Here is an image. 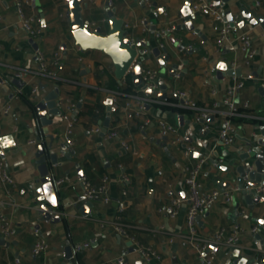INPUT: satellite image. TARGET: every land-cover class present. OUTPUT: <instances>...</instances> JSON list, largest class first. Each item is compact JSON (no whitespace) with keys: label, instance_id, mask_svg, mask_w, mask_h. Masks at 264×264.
<instances>
[{"label":"crops","instance_id":"crops-1","mask_svg":"<svg viewBox=\"0 0 264 264\" xmlns=\"http://www.w3.org/2000/svg\"><path fill=\"white\" fill-rule=\"evenodd\" d=\"M85 1L87 7L81 10L83 21L90 29L99 26L101 33H106L107 26L102 27L107 23L106 0ZM186 1L113 0L114 16L123 22V26L130 27L126 28L129 35L149 42L151 46L163 42L176 56L178 68L175 75L171 76L167 72L169 64L162 69L146 54L141 63V74L146 69L157 70L158 85L165 86V98H157L161 92L158 86V90L151 95L156 102L150 104L148 110L145 109L144 117L149 120L146 130L139 128L141 119L127 120L123 110L117 108L110 112L107 131L101 136L100 132L95 134L92 129L101 127L99 123L105 117L104 102L108 93L114 91V85L118 84L109 58L98 51L81 52L74 45L65 15L67 4L64 0H35L34 9L24 8L26 16L39 19L34 24L39 30L35 37L21 29L12 1L0 0V136H11V140L4 143L5 148L0 149V154L14 181L13 187L9 189L0 183V208L14 230L12 237L4 239L9 245H0V264H13L14 259H19L23 264H67L63 258L67 241L72 246L89 243L88 248L76 253L77 258L71 261L72 264H108L120 256L124 259L122 264H148L135 250L128 252L130 248L134 249V243L128 247L126 244L130 241L113 231L118 216L130 237L160 254L159 264H199L187 242V189L183 184V168L187 160L181 150L183 145L193 149L191 161L210 157L224 166L236 151L244 148V139L259 137L258 130L264 122L237 117L234 120V145L225 148L217 141L220 124L218 117H212V122L207 123L209 130L195 122L194 118L202 110L210 109L215 101L221 100L226 89L237 79L242 80L244 85L235 95L234 102L237 105L247 102L251 115L263 117L264 96L259 94L258 88L264 79V29L259 23L251 25L246 20L241 27L238 24L242 21L240 7L246 8L252 17L264 19V0H227L220 7L223 13L229 11L232 18L238 17L233 35L237 32L250 35L256 51L250 67L241 65L242 56L235 45H226L218 52L215 51L217 24L205 13L195 14L192 21L199 35L186 30L169 34V37L175 38L182 45L181 52H175L165 38L156 39L158 31L183 23L181 10ZM207 1L212 3L213 0ZM102 19L106 20L105 23H100ZM143 19L147 25L145 30L138 25ZM93 23L94 27L91 26ZM132 25L137 26L131 28ZM154 27L155 32L152 34L151 29ZM55 52L58 53L56 64L48 67L54 77L52 80L27 74L21 80L24 86L19 90L7 83L10 79H16L14 74L18 69L37 72V53L44 55L51 64ZM220 62L229 68L235 62L233 69L239 70L240 76L218 81L214 76V67ZM258 71L257 81L254 82L251 75ZM130 82L132 92L139 90L140 86L135 87L131 78ZM32 84L39 87L36 96L30 94ZM54 88L59 91L58 100L69 99L74 103L76 124L73 145L69 147L73 154L69 160L58 154L61 165L54 169L55 179H64L59 188L57 203L65 215L61 216L58 223L50 224L37 222L31 206L32 189L38 187L36 181L39 177L34 156L36 147L49 142L45 135L34 132V105ZM179 92L184 94V107L176 105ZM120 100L121 103L125 98ZM96 103L104 107L102 118L93 123L87 115L78 116ZM7 106L9 112L1 113ZM177 115L186 116L189 123L183 122L179 126ZM158 119L177 126L182 145L167 147L168 142L165 145L161 141L162 137L154 126ZM111 130L116 136L107 139L106 134ZM48 131L55 137L53 149L57 151V145L63 143L64 124L59 118H54V124L48 127ZM30 140H35V144H28ZM123 145L127 147L126 150ZM76 165L81 170L82 178L92 186H98L103 177L108 179L109 202L93 201L84 216L78 210L82 203H75L82 193V178L77 176ZM219 180L225 181L223 175L210 165L205 166L198 176L201 193L207 194L213 190L234 192L233 186L226 189L218 186L216 181ZM234 194L230 205L218 198L213 206L196 218V237L199 241H207L219 228L237 224L241 229L239 243L232 247L216 246L212 249L215 261L231 264L233 260L242 258L255 259L257 264H264V230L257 224L258 219H264V205L257 204L251 211ZM174 197L185 202L177 217L170 219L166 214L159 213L158 209L168 205ZM37 225L39 229L36 230L42 234L49 248L45 253L34 256L29 231ZM254 226L258 227L256 234L263 240L262 246L255 241L256 234L250 232Z\"/></svg>","mask_w":264,"mask_h":264},{"label":"built area","instance_id":"built-area-1","mask_svg":"<svg viewBox=\"0 0 264 264\" xmlns=\"http://www.w3.org/2000/svg\"><path fill=\"white\" fill-rule=\"evenodd\" d=\"M14 9L16 12L18 23L23 31H25L29 36L35 37L39 30L34 27V24L39 22V19L32 16H26L24 13V8L28 7L34 9L35 0H11ZM106 10H109L113 7V0H106ZM258 5V2H255ZM189 9L191 14L195 15L197 13H205L208 15L216 24V37L214 41L215 51L218 52L221 48L226 45H235L237 50L241 53L242 60L241 65L244 67H250L253 63L256 51L253 47L252 40L250 35L247 32H237L233 35L232 31L235 29V23L238 20V17L233 18L234 27H231L228 22L224 21L223 11L220 7L214 6L211 2L207 0H189ZM105 19H102L100 23H105ZM138 25L141 26L143 30L146 29L145 19L141 20ZM92 27L95 26L93 23ZM137 25H132L131 28H135ZM95 28V27H94ZM130 28L128 25H124L123 29ZM174 26H169L165 30H160L155 34L156 39L161 40L165 38V32L172 33L174 32ZM161 46V45H160ZM37 58L39 60L38 71L35 73H30L29 71L18 69L16 70L14 77L16 79L22 80L27 74H35L42 78L52 80L54 77L49 71V65H55L58 59V53L55 52L52 54L51 64L47 62L44 55L37 53ZM236 65L235 62L231 64V69ZM234 70V69H233ZM158 76L159 72L154 69H146L140 74V79L142 81L141 86H145L155 92L158 90ZM124 79L121 80V84ZM264 87V79L260 81ZM244 83L242 80H234V83L228 87L225 91L223 98L219 101H215L210 109L202 110L199 112L194 120L195 122L205 121L209 117H218L220 119V124L217 131V141L225 148H230L234 145L235 141V125L234 120L237 117H243L250 119L256 122H264L263 117L259 118L253 116L249 112V106L247 102H243L240 105H237L234 102L235 95L242 89ZM133 91L129 94H121L119 92L113 91L108 93V97L111 98V107L113 109L121 108L123 110V115L127 120L141 119L139 128L141 130H146L149 125V120L144 117L145 106L155 103V99L152 96L147 97L143 94L141 90ZM39 91L37 84H32L30 86V94L36 96ZM177 102L182 100L183 104L179 107H184L186 105V100L184 94L179 92L177 93ZM125 98L123 102L120 103V99ZM175 105V104H174ZM57 107L60 109L59 119L64 124L63 132V143L67 147H72L73 145V133L76 124L75 115V105L69 99L58 100ZM9 112V107H4L1 111L3 114ZM205 130H209L210 127L207 123H202ZM155 129L160 137H165L170 146L182 145L183 141L179 133V129L173 123H170L164 119H158L154 123ZM93 133L101 132V127H94L92 129ZM116 136V133L111 130L106 134L107 139H111ZM28 144H35V140L28 141ZM123 149H127L123 145ZM193 149L188 146H184L181 150L182 156L187 160L183 171V184L187 189V209L185 213L186 219V228L188 232V244L191 250L195 253L199 264H219L215 261L214 252L209 248L210 245H224L228 247L235 246L239 243L241 229L239 225L232 224L229 227H221L217 230L215 235L207 241H199L196 237V228L195 221L196 218L203 213H205L211 206L215 204L218 198L222 199L224 204H231V197L235 193L229 191H220L213 190L207 194L201 193V185L198 181V176L200 171L207 165L215 168L217 165H220L216 159H210V157H203L196 161L190 160V155ZM64 179L55 180V186L57 189L63 184ZM0 183L5 189L13 187L14 181L6 170L3 158L0 154ZM81 196L75 203H84L86 201H101L103 203L109 202L110 198L108 195V179L103 177L98 186H92L86 179L82 178L81 181ZM254 192L256 195L264 193V183L254 187ZM122 194H125L124 192ZM185 200L174 197L170 200L169 204L163 208L158 209L159 213L166 214L170 219H174L179 214V211L185 202ZM243 212V211H242ZM119 216L115 219V224L113 225V231L117 233L120 237L125 240H129L131 243H134V250L140 256V258L145 263H155L159 264L161 256L151 247L143 246L137 243L132 237H130L123 225L119 222ZM252 234L258 232V227L254 226L250 229ZM14 234L13 227L7 217L3 214L0 208V237L3 239H9ZM29 235L32 238V253L34 256H39L47 251L49 245L44 239L42 234L36 230L31 229ZM89 247V243H82L72 246V251L74 254L80 252L83 249ZM124 261L123 257H117L113 260H110L108 264H122ZM13 264H23L19 259H14Z\"/></svg>","mask_w":264,"mask_h":264},{"label":"water","instance_id":"water-1","mask_svg":"<svg viewBox=\"0 0 264 264\" xmlns=\"http://www.w3.org/2000/svg\"><path fill=\"white\" fill-rule=\"evenodd\" d=\"M67 4L66 18L69 24L70 34L74 45L81 51H98L106 55L112 66L113 75L118 84H121V80L126 76H130L131 81L135 87L141 86L142 81L140 79L141 74V63L144 61L146 54L151 56L157 65L162 69L166 64H169L167 72L173 76L178 68L176 56L168 50L167 46L162 42L155 45H150L149 42L140 40L139 38H132L127 30L123 29V22L117 19L115 9L111 8L106 10L107 17V30L106 33H101V27L97 26L94 29H90L89 26L83 21L81 10L87 7L85 0H64ZM227 0H213L212 4L216 7H222ZM242 21L238 24L242 26L243 21L246 20L248 24L254 25L259 23L264 29L263 17H252L251 13L246 8L240 7ZM224 21L228 22L231 27H234L233 18L229 11L223 13ZM181 17L183 23L177 25L174 31L192 32L193 34L199 35V31L193 28L194 15L191 14L189 9V0L184 3V7L181 10ZM152 34L155 32V27L151 29ZM202 37V36H201ZM203 38V37H202ZM165 39L172 46L175 52L182 51V45L176 41L175 38L169 37V33L165 32ZM31 43V39L29 40ZM161 45V46H160ZM34 48H37L35 45ZM189 53V49L186 50ZM186 64L185 61L182 63ZM260 71V69H259ZM251 75V79L254 82L257 81L258 73ZM214 76L218 81H222L227 77H239V70H233L226 66L224 62L217 63L214 67ZM2 79H0V83ZM5 82H7L5 80ZM9 85L16 89H21L24 84L20 79H10L7 82ZM43 89V87L41 88ZM143 94L147 97L152 95V90L141 86ZM165 86L160 85L157 98L164 99ZM258 92L261 96H264V87L261 84L258 88ZM59 91L54 88L52 91L44 95L34 105L36 113V119L34 132L45 135L49 142L44 145L43 143L36 147L35 152V164L38 172V179L36 183L38 187L32 189V206L31 209L35 212L37 218L36 221L41 223H58L61 220V216L65 215L61 211V206L57 203V195H59V189L55 186V171L57 167L61 165L59 162L58 154L63 156L64 159L69 160L73 154L72 149L67 147L64 143L57 145V151L53 149V143L55 137L53 134H49L48 127L53 126L54 118H58L60 115V109L57 107ZM183 104L182 100L178 101V105ZM105 105V117L100 121L101 132L100 135H104L107 131L109 115L113 110L111 107V98L107 97L104 102ZM150 105H146L145 109L148 110ZM212 117L207 118L205 121H199V123H211ZM176 121L181 126L183 122L189 123L186 116L177 115ZM259 137L255 139L247 138L244 139V148L236 151L226 165H217L214 169L219 171L225 181H216V184L222 188H228L233 186L235 194L239 196L241 201L245 203L249 210H253L257 204L264 205L263 194L256 195L254 187L264 183V125L258 130ZM11 140V136H0V149L5 148L4 143ZM161 141L166 145V138L162 137ZM167 147H170L168 144ZM227 155V154H225ZM76 173L78 178H82L81 170L76 165ZM211 170V169H210ZM234 194V195H235ZM92 206L91 201L82 203L79 207V212L84 216L88 213ZM257 224L259 228L264 230V219H258ZM39 229V225L35 227ZM255 241L260 246L263 245V240L256 234ZM0 245L8 246L2 237H0ZM128 247L131 246V242L126 244ZM211 250L215 249V245H210ZM134 249L130 248L128 252H132ZM126 254V253H123ZM63 258L67 260V264H72L71 261L77 258V255L72 251V245L69 241L63 249ZM231 264H257L255 259H235Z\"/></svg>","mask_w":264,"mask_h":264},{"label":"trees","instance_id":"trees-1","mask_svg":"<svg viewBox=\"0 0 264 264\" xmlns=\"http://www.w3.org/2000/svg\"><path fill=\"white\" fill-rule=\"evenodd\" d=\"M131 82L130 76H126L122 84L114 85V91L119 92L121 94H129L131 89ZM132 92V91H131ZM82 114L87 115L93 123H95L98 119L103 117L104 114V107L98 103H96L93 107L87 108L84 113H79L78 116L80 117Z\"/></svg>","mask_w":264,"mask_h":264},{"label":"rangeland","instance_id":"rangeland-1","mask_svg":"<svg viewBox=\"0 0 264 264\" xmlns=\"http://www.w3.org/2000/svg\"><path fill=\"white\" fill-rule=\"evenodd\" d=\"M102 27H103V28H105V27H106V25H103Z\"/></svg>","mask_w":264,"mask_h":264}]
</instances>
